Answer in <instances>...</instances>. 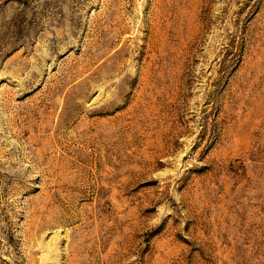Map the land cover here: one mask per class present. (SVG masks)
<instances>
[{"label":"rangeland","instance_id":"374dc122","mask_svg":"<svg viewBox=\"0 0 264 264\" xmlns=\"http://www.w3.org/2000/svg\"><path fill=\"white\" fill-rule=\"evenodd\" d=\"M0 264H264V0H0Z\"/></svg>","mask_w":264,"mask_h":264}]
</instances>
